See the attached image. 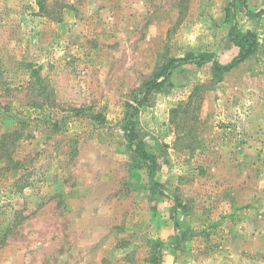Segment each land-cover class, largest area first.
Returning a JSON list of instances; mask_svg holds the SVG:
<instances>
[{"label":"rangeland","instance_id":"obj_1","mask_svg":"<svg viewBox=\"0 0 264 264\" xmlns=\"http://www.w3.org/2000/svg\"><path fill=\"white\" fill-rule=\"evenodd\" d=\"M263 9L0 0V157L19 161H0V264H264V54L186 65L141 95L169 59L231 64L233 29L264 45ZM197 85V120L182 109L177 126ZM130 105L155 191L123 137Z\"/></svg>","mask_w":264,"mask_h":264},{"label":"trees","instance_id":"obj_2","mask_svg":"<svg viewBox=\"0 0 264 264\" xmlns=\"http://www.w3.org/2000/svg\"><path fill=\"white\" fill-rule=\"evenodd\" d=\"M38 5L40 8L47 13V15L50 17L53 13L48 8V5H44L42 1H39ZM264 14V9L258 13ZM235 29L232 30V41L240 48V53L237 56V58L229 65L222 66L217 61V58L215 55H210L209 57L203 59V58H196L192 55L187 56L185 58H179V59H169L166 62L165 67H163L162 72L156 77L152 82L145 85V88L142 90L141 95L147 96V92L158 86L160 83H158L159 79L163 78V80H169L173 73L186 65H205L210 62H213V69L215 71H229L231 70L235 65L240 64L241 62H245L249 58L252 57H259L260 55L264 54V45L261 44L259 40V34L255 31L249 29L243 32H238L235 34ZM205 87L203 85H197L194 87L193 94L191 95L188 102H186L183 106L175 109L171 113L172 121L174 118H178L180 110H182V114L185 115L189 112V109L192 111V115L190 116V119L192 121L197 120V115H194V113H198V109L194 108V105H198L199 102L196 101L198 99V96L202 94V88ZM193 109V110H192ZM137 111V107L134 105L129 106V111L126 113V119L124 120V124L122 125L123 130V137L127 144V146L133 150L135 153V156L139 158L140 164H142L144 167H146L149 171V180L150 184L152 186V190L155 191L156 189L160 188V184L155 179L156 174V161L155 156L147 150L145 143L143 140H141L135 130V124L133 121V117ZM190 111V112H191ZM174 122V121H173ZM177 126L182 127L181 120L177 121ZM190 132V131H189ZM12 136H16V139L12 142H10L13 146L16 144L18 139L22 138L24 136V132L20 130L19 128H16L10 138ZM9 136H2L0 140V149H3L7 142H4V139L8 138ZM0 161H9L11 164H15V167L19 164V161L15 160L12 156L3 155V157H0ZM165 195V193H164ZM180 202V201H179Z\"/></svg>","mask_w":264,"mask_h":264}]
</instances>
